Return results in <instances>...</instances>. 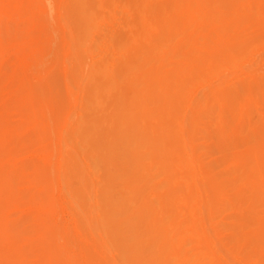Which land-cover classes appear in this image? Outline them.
Listing matches in <instances>:
<instances>
[{
  "label": "rangeland",
  "instance_id": "obj_1",
  "mask_svg": "<svg viewBox=\"0 0 264 264\" xmlns=\"http://www.w3.org/2000/svg\"><path fill=\"white\" fill-rule=\"evenodd\" d=\"M204 42L226 50L205 55ZM120 122L135 138V169L120 171L119 151L105 149ZM157 138L164 159L152 167L143 144L152 152ZM189 154L192 197L177 214L185 231L192 215L180 242L192 244V264H264V0H0V264H125L112 204L126 197L146 227L167 220L159 203L172 202L173 167ZM165 167L170 184L155 191Z\"/></svg>",
  "mask_w": 264,
  "mask_h": 264
},
{
  "label": "bare ground",
  "instance_id": "obj_2",
  "mask_svg": "<svg viewBox=\"0 0 264 264\" xmlns=\"http://www.w3.org/2000/svg\"><path fill=\"white\" fill-rule=\"evenodd\" d=\"M189 1H192V0H189ZM82 5H83V2H82ZM79 7V6H78ZM84 8L86 9L84 12H85V14H83V16H84V18H86V19H84V18H82V19H84L85 20V22H86V20H88L89 18V15H88V8L86 7V5H84ZM76 10V12L78 11L77 9H75ZM80 10V9H79ZM175 10V9H174ZM173 10V12H175ZM83 12V11H82ZM79 14H80V11H79ZM175 14H176V12H175ZM81 15V14H80ZM173 15H174V13H173ZM172 15V16H173ZM175 16V15H174ZM77 17V16H76ZM172 18V17H171ZM173 18H176V17H173ZM172 18V19H173ZM78 19V18H77ZM79 19H80V17H79ZM78 19V20H79ZM82 19H80V21L82 20ZM83 20V21H84ZM90 20V19H89ZM169 20H171V19H168V21ZM174 20V19H173ZM82 21V22H83ZM175 21V20H174ZM82 22H81V24H79L80 26L79 27H81L82 26ZM88 22V21H87ZM90 22H94L95 23V21H90ZM89 22V23H90ZM84 23V22H83ZM93 23V24H94ZM168 23V22H167ZM175 23H177V22H173V24H171V23H169V24H171L172 26L174 25L175 26ZM220 23V22H219ZM88 24V23H87ZM90 24H92V23H90ZM178 24V23H177ZM221 24V23H220ZM224 24V28H225V26L226 27H228V26H230L231 25V22H227V21H224L221 25H223ZM95 25V24H94ZM93 25V26H94ZM83 26H87V25H83ZM173 26V27H174ZM212 26H214V25H212ZM216 24H215V28H213L212 27V29H217L218 28V26H217V28H216ZM90 27H92L91 25H90ZM168 27H171L170 25L168 26ZM221 27H223V26H221ZM83 28V27H82ZM87 28L89 29V27L87 26ZM176 28V27H175ZM220 28V27H219ZM218 28V29H219ZM79 29V28H78ZM84 29L85 28H83V32H84ZM218 29L216 30V31H213V35H214V32H216L217 33V31H218ZM225 29H227L226 31H228V28H225ZM81 30V29H80ZM87 30V29H86ZM90 30V29H89ZM89 30H87V32L89 31ZM92 30V29H91ZM95 30V29H94ZM93 30V31H94ZM173 30V29H172ZM171 30V31H172ZM79 31V30H78ZM166 31V30H165ZM169 31V30H168ZM170 31V32H171ZM174 31H176L175 29L173 30V32ZM224 31V30H223ZM222 31V28L220 29V32L222 33L223 32ZM225 31V32H226ZM79 32H81V31H79ZM82 32V33H83ZM219 32V33H220ZM229 32V31H228ZM85 33V32H84ZM94 33V32H93ZM92 33V34H93ZM79 35H81L80 33H78ZM89 34H91L90 33V31H89ZM166 34H167V32H166ZM78 35V36H79ZM84 35V34H83ZM82 35V36H83ZM86 35V34H85ZM88 35V34H87ZM222 35H224V34H222ZM242 35L243 34H241V35H239L238 36V39H237V44L238 43H240V39H241V37H242ZM92 37H93V35H91ZM218 36V35H217ZM216 36V37H217ZM87 37V36H86ZM215 37V36H214ZM216 37H215V40H218V39H216ZM218 37H220V35L218 36ZM80 39H81V37H79ZM88 38H89V36H88ZM224 38H227V36L225 37L224 36ZM223 38V36H221L220 37V40H223L224 39ZM79 39V40H80ZM212 39H214L213 37H212ZM211 39V45H212V42H214V40H212ZM88 40H91V39H88ZM87 40V41H88ZM220 40H218V42L220 41ZM225 40V39H224ZM86 41V40H85ZM82 42V41H81ZM80 42V45H84V44H82ZM217 42V41H216ZM222 42V41H221ZM225 42V41H224ZM224 42H222V45L223 44H225ZM228 42V41H227ZM85 43V42H84ZM88 44L90 43V42H87ZM168 43H171V42H168ZM175 43V42H174ZM201 42H198L196 45V52H198V49H200V47H198L199 45L198 44H200ZM176 44V43H175ZM204 44H205V46H206V49L207 50H205L207 53L205 54V55H207V54H210L211 53V51H213V50H216V49H214V48H218V50H219V46H218V43H217V45L215 44V46L216 47H214V46H210V44H206L205 42H204ZM219 44H221V43H219ZM227 44V43H226ZM170 45V44H169ZM169 45H168V47H169ZM201 45V44H200ZM214 45V44H213ZM84 46H86V45H84ZM174 46V45H173ZM172 45H170V48L171 49H173L172 47H173ZM202 46V45H201ZM80 47V46H79ZM198 47V48H197ZM224 47V46H223ZM225 47H226V45H225ZM224 47V48H225ZM174 48H175V46H174ZM222 48V47H221ZM220 48V49H221ZM223 48V49H224ZM169 49V48H168ZM167 49V50H168ZM202 49V48H201ZM223 49H221V50H219V51H222ZM224 50H226V49H224ZM223 50V51H224ZM168 51H170V49L168 50ZM218 51V52H219ZM171 52V51H170ZM169 52V53H170ZM173 52V51H172ZM193 52V51H192ZM195 51H194V53H196ZM199 52H200V50H199ZM199 52H198V54H199ZM182 53H183V51H182ZM187 53H189V51L187 52ZM193 53V54H194ZM201 53V52H200ZM216 53V51L214 52V54ZM219 53H222V52H219ZM219 53H217V54H219ZM224 53V52H223ZM180 54V53H179ZM178 54V55H179ZM198 54H197V56H198ZM213 54V53H212ZM163 55H164V53H163ZM183 55H185V54H182V57L183 58H185ZM188 55V57L190 56L189 54H187ZM202 55H203V53H202ZM201 55V56H202ZM204 55V56H205ZM221 55V54H220ZM186 56V55H185ZM200 56V55H199ZM215 56V55H214ZM217 56H219V55H217ZM164 57V56H163ZM179 57V56H178ZM203 57V56H202ZM170 58L171 57H169V62H170ZM172 60V59H171ZM175 59H173V61H174ZM179 60V59H178ZM185 60V59H184ZM180 61H181V59H180ZM182 61H183V59H182ZM143 62V61H142ZM176 62L177 61H175L174 62V64L175 65H177L176 64ZM185 62V61H184ZM171 63H173V62H171ZM180 63V62H179ZM182 64V63H181ZM184 64V63H183ZM185 64H187V63H185ZM189 64V63H188ZM187 64V65H188ZM168 65V64H167ZM175 65H174V68L175 69H178V68H176L175 67ZM160 66H163V65H160ZM171 66V65H170ZM180 66V65H179ZM84 67H85V65H84ZM169 67V66H168ZM167 66H166V68H168ZM190 67V66H189ZM192 67V66H191ZM87 68V67H86ZM157 68H159V67H157ZM164 68H165V66H164ZM180 68H181V66H180ZM188 68V67H187ZM91 69V71H92V68H89V70ZM184 69V68H183ZM182 69V71H185V70H183ZM206 69V68H205ZM138 70V69H137ZM140 70V69H139ZM138 70V71H139ZM157 71H158V69H156ZM162 70V69H161ZM164 71H166V69H163ZM171 70V69H170ZM180 70V69H179ZM189 70V69H188ZM83 71H84V68H83ZM137 71V72H138ZM187 71V70H186ZM168 73H170V71H167ZM166 72V73H167ZM176 72H177V70H176ZM175 72V73H176ZM188 72V71H187ZM195 72V71H194ZM89 73H90V71H89ZM157 73V72H156ZM159 73H161V72H159ZM164 73V72H163ZM168 73H167V75H168ZM181 73V72H180ZM184 73V72H183ZM193 73V72H192ZM158 74V73H157ZM86 75V74H85ZM89 74H87L86 76H88ZM178 75H179V71H178ZM186 75V74H185ZM83 76V75H82ZM157 76V75H156ZM155 75H154V77H156ZM159 76V75H158ZM166 76V75H165ZM187 76H189V75H187ZM85 77V76H84ZM164 77V76H163ZM168 77V76H167ZM183 77V76H182ZM159 78V77H158ZM157 78V79H158ZM164 78H166V77H164ZM184 78H187V77H183V79ZM156 79V80H157ZM169 79V78H168ZM172 79L173 80H175L173 77H172ZM155 80V81H156ZM160 80H161V78H160ZM162 81L163 80H161V83H162ZM166 81H168V82H170L169 80H166ZM187 81V80H186ZM157 82H159V80L157 81ZM171 83H172V81H171ZM154 84V83H153ZM172 84H174V83H172ZM161 85H163V83L161 84ZM166 85H168V84H166ZM170 85V84H169ZM168 85V86H169ZM177 85H179L178 84V82H177ZM151 85H149L148 87H150ZM183 86V85H182ZM158 87V86H157ZM172 86H170V88H171ZM181 87V86H180ZM105 88H107V87H103L102 88V90H101V92L103 91V90H105ZM139 88H141V86L139 87ZM146 89V88H145ZM141 90V89H140ZM139 90V91H140ZM144 90V89H143ZM163 90V89H162ZM142 91V90H141ZM145 91V90H144ZM143 92V91H142ZM139 93V92H138ZM169 95V94H168ZM171 95V94H170ZM146 96V95H145ZM163 96H164V94H163ZM172 96V95H171ZM140 97V96H139ZM157 97H161V95H158ZM164 97H166V94H165V96ZM147 99H148V97H146ZM167 98V97H166ZM166 98H165V100H166ZM172 98H174V97H172ZM178 98V97H177ZM156 99V98H155ZM141 100V99H140ZM178 99H176L175 101H177ZM149 101V100H148ZM162 101H164V99L162 100ZM162 101H160L159 103H162ZM174 101V100H173ZM138 102V101H137ZM158 102V101H157ZM168 102V101H167ZM149 102H147V103H145V104H148ZM164 103H166V101L164 102ZM164 103H162V104H164ZM169 103V102H168ZM171 103H172V101H171ZM174 103V102H173ZM172 103V104H173ZM214 105H215V103L211 106L212 107V109L214 108ZM163 106V105H162ZM165 106H169V108L171 107V104L170 105H168V104H166ZM164 108V107H163ZM168 108V107H167ZM125 109V108H124ZM127 109V108H126ZM125 109V110H126ZM209 109V108H208ZM117 110V109H116ZM118 112V111H117ZM117 112L115 113V114H117ZM119 113V112H118ZM159 113V112H158ZM159 115H161V113L159 114ZM158 115V116H159ZM155 116V115H154ZM157 116V115H156ZM185 116V115H184ZM180 117V116H179ZM182 117V116H181ZM187 117V116H186ZM185 118V117H184ZM191 118V117H190ZM189 118V119H190ZM185 119H187V118H185ZM178 120H179V118H178ZM191 120V119H190ZM190 120H189V122H185V123H187V125H190V124H188V123H190ZM184 121V120H183ZM186 121H188V119L186 120ZM203 118H201V119H197L196 120V122H195V124L196 125H202V123H203ZM176 123V122H175ZM181 123H183V122H181ZM184 123V124H185ZM177 124V123H176ZM172 125H174V122H173V124ZM186 125V124H185ZM170 126V125H169ZM175 126V128H176V126L177 125H174ZM173 126V127H174ZM172 127V126H171ZM177 127H179V126H177ZM188 127V126H187ZM168 128V127H167ZM185 128V127H184ZM115 129V131H113L112 132V135L114 134V136H111V137H114L115 139L114 140H110L109 142H108V144H107V147L105 148V149H107L111 154H113V153H115V152H117V150L119 151L118 153L120 154V157H118V158H122V161H121V163H119V168L118 169H120V171H122V168L123 167H125L126 166V168L128 169V170H131V168L133 167V164H134V169H135V165L136 164H138L139 162H141V161H138V156H137V153L136 152H138V148H136L134 145H133V143H134V135H132L131 134V132H130V130L127 128V125L125 124V123H123V122H120L119 124H118V126L117 127H115L114 128ZM137 130H138V128H137ZM155 130V129H154ZM164 130V129H163ZM170 130V129H169ZM175 130V129H174ZM184 130H186V128L184 129ZM192 130V129H191ZM133 131V130H132ZM157 131V130H156ZM176 131V130H175ZM174 131V132H175ZM179 131V130H178ZM115 132V133H114ZM157 132H159V130L157 131ZM157 132H156V134H157ZM186 132V131H185ZM184 132V133H185ZM139 133V132H138ZM153 134H154V132H152ZM151 133V134H152ZM164 133V132H163ZM162 133V134H163ZM179 133V132H178ZM187 133V132H186ZM190 133V132H189ZM134 134V133H133ZM145 134H146V132H145ZM147 134H148V132H147ZM150 134V135H151ZM161 134V133H160ZM161 134V135H162ZM115 135H116V137H115ZM137 135V134H136ZM139 135V134H138ZM155 135V134H154ZM164 135H165V133H164ZM141 136V135H140ZM142 136H146V135H142ZM141 136V137H142ZM147 136H149V135H147ZM157 136H158V134H157ZM75 137V136H74ZM80 137V136H79ZM128 137V138H127ZM151 137H153V135H151L149 138L151 139ZM165 137V136H164ZM139 138V137H138ZM145 137H143V139H144ZM162 138V137H161ZM76 139V138H75ZM80 139V138H79ZM83 139V138H82ZM122 139H124V140H126L127 141V143H124L125 145L124 146H121L122 145V142H121V140ZM142 139V138H141ZM154 139V138H153ZM153 139L151 140V141H153ZM81 140V139H80ZM80 140H78V141H80ZM84 140V139H83ZM83 140H81L82 142H83ZM156 140V139H155ZM158 138H157V140H156V143H155V146L153 145V150L154 151H152V152H148L147 150H145V148L148 146H144V144H143V147H145L144 148V150H143V152H144V154H149L148 156H151V159H152V167L155 165V163L158 161L159 162V159H161V158H163V156H162V153H161V150H162V146L160 145L159 146V142H158ZM77 141V142H78ZM80 141V142H81ZM145 141V140H144ZM160 141V140H159ZM162 141V140H161ZM139 142V141H138ZM163 142V141H162ZM178 142V141H177ZM144 143V142H143ZM136 144V143H135ZM140 144H141V142H140ZM153 144H154V141H153ZM161 144V143H160ZM175 145H176V143H174ZM139 145V144H138ZM170 145V144H169ZM180 145V144H179ZM168 146V145H167ZM122 147H125V150L123 151V152H121L120 150L121 149H119V148H122ZM168 147H170V146H168ZM167 147V148H168ZM180 147H183V146H176L175 148L174 147H170V150H172V152L171 153H173V151L174 150H176V149H178V148ZM184 147H185V145H184ZM148 148V147H147ZM146 148V149H147ZM150 149H152V146L151 147H149ZM167 148H165V150H168L169 151V149H167ZM141 149V148H140ZM164 149V148H163ZM185 149V148H184ZM107 150H105V151H107ZM180 150V149H179ZM179 150H178V152H179ZM99 151V150H98ZM98 151H97V153H98ZM143 152H142V154H143ZM170 152V151H169ZM176 152V151H175ZM174 152V153H175ZM117 153V154H118ZM151 153V154H150ZM101 155H102V152L100 153ZM110 154V155H111ZM169 154V153H168ZM104 155V154H103ZM164 155V154H163ZM167 155V154H166ZM98 156V155H97ZM106 156H107V154H106ZM118 156V155H117ZM141 156V155H140ZM115 157V156H114ZM138 157V158H137ZM145 157V156H144ZM104 159H106L105 158V156L103 157ZM112 158H113V156H112ZM111 158V159H112ZM148 158V157H147ZM168 158V157H167ZM150 158H148V160H149ZM164 159V158H163ZM114 160V159H113ZM140 160V159H139ZM147 160V159H146ZM96 161H97V159H96ZM98 161H100V160H98ZM103 161V159L101 160V162ZM108 161V160H107ZM114 161H116V160H114ZM118 161V160H117ZM129 161H130V163H129ZM113 162V161H112ZM164 162V161H163ZM82 164V162H79V164ZM98 163V162H97ZM106 163V162H105ZM104 163V164H105ZM118 163V162H117ZM117 163H115L116 165H117ZM129 163V164H128ZM144 162L142 161V164H143ZM75 164V163H74ZM91 164V163H90ZM94 164V163H93ZM103 164V166H105ZM158 164H160V163H158ZM165 164V163H164ZM171 164H172V162H171ZM99 165H102V164H100L99 163ZM139 165H141V164H139ZM173 166H174V163L172 164ZM76 166V165H75ZM80 166V165H79ZM86 166H87V163H86ZM108 166V165H107ZM106 166V167H107ZM113 166H114V164H113ZM170 166V165H169ZM172 166V167H173ZM82 167V166H81ZM84 167V166H83ZM101 167V166H100ZM106 167H104V170H103V168L101 169L102 170V173L104 174V173H108V172H110V170L108 171V169L106 168ZM115 167V166H114ZM113 167V168H114ZM142 167V166H141ZM151 166H149L148 168H150ZM159 166H156V167H154V168H158ZM163 167V166H162ZM79 168V167H78ZM105 168H106V170L108 171V172H105L106 170H105ZM110 168V167H109ZM140 168V167H139ZM147 168V167H146ZM146 168L144 169V170H146ZM88 169V168H87ZM125 169V168H124ZM127 169H125V170H127ZM152 169V168H151ZM81 170V169H80ZM83 170H84V168H83ZM117 169H115V170H113L114 172H115V174H116V172L117 171H119V170H117ZM164 170H166V172L164 171ZM163 170V172L158 176V180H157V183L159 182V185H158V187H156L155 188V186H153V189L152 190H155V191H157V189H158V192L160 191V190H162L163 188H165L166 186H168L170 183H172V184H170L171 186L173 185L174 187H175V190H176V193H175V197L173 198V200H172V202H170L169 203V205H167L166 207H164V203H159V206H160V210L163 212V213H165V212H167V211H169L170 213H171V215H169L168 216V219L167 220H164L163 219V217L162 218H160L159 219V217H156V216H154L155 218H153L152 220L150 219V221H148L146 224H147V227H148V229H143V226H144V222L143 223H136L134 220H133V217H134V213H128V211H127V209H124V202L125 201H123V200H126V197H124V198H122V200H117L116 201V203L115 204H112L113 205V207H111V209L113 208V210L112 211H109V213H110V215H115L114 216V218L113 219H116V218H120V220L117 222V224H115V226H114V232H115V235H114V237L116 238V240L119 242V244H120V249H119V252H118V255L122 258V259H124V257L128 254V248H131V251H130V253H132V257H131V259L130 260H128V261H126L125 262V264H192V244L191 245H189V247L188 248H186V246H184V245H182L180 242L183 240V239H190L191 237H192V235H191V233H192V227H191V222H192V215L190 214L189 215V218L187 219V227H188V231H187V229H186V231L185 230H182L181 229V226L184 224V219L182 218V215H180V214H177V212L179 211V208L181 207V204L183 203V204H186L187 203V201L189 200V199H191V197H192V195H191V193H192V190H191V187H192V155H190L189 154V156H188V160H182V161H179L178 163H176L175 164V167H173V170H175V172L176 171H181L182 172V175L178 178V179H171L170 180V183H169V178L167 177V176H169L168 174L166 175V173L168 172L167 170H169V167H168V169L165 167V169ZM170 170H172V169H170ZM124 171V170H123ZM141 171V170H140ZM147 171V170H146ZM148 171H150V170H148ZM162 171V170H161ZM75 172V171H74ZM113 172V173H114ZM128 172V171H127ZM130 172V171H129ZM135 172V171H134ZM133 172V170H132V173L131 174H133L134 173ZM139 172V171H138ZM137 172V173H138ZM151 172H153L152 170H151ZM159 172H160V170H159ZM86 173V172H85ZM100 173V172H99ZM102 173H100L101 175H102ZM111 173V172H110ZM118 173V172H117ZM136 173V172H135ZM140 173V172H139ZM146 172H144V173H140V174H145ZM149 173V172H148ZM148 173H146V174H148ZM88 174H89V172H88ZM106 174H104V176H107ZM126 174V173H125ZM130 174V175H131ZM76 175V174H75ZM119 175V174H118ZM152 175H154V174H152ZM77 176V175H76ZM80 176V175H79ZM90 176V175H89ZM115 176V175H114ZM120 176V175H119ZM122 176H124L123 174H122ZM126 176V175H125ZM128 176H129V173H128ZM127 176V177H128ZM149 175H147V177H148ZM81 177V176H80ZM93 177V176H92ZM102 177H103V175H102ZM107 177H109V176H107ZM110 177H111V175H110ZM113 177V176H112ZM126 177V178H127ZM133 177V176H132ZM138 177V176H137ZM143 177V176H142ZM150 177H152L151 176V174H150ZM104 178H106V177H104ZM116 178V179H115ZM114 179L115 180H117V181H119L118 179H117V177H115ZM130 178H131V176H130ZM153 178V177H152ZM82 179H84V178H82ZM107 179H109V178H107ZM134 179H136L137 180V178H134ZM141 179V178H140ZM139 179V180H140ZM143 179V178H142ZM85 180V179H84ZM104 181H106L105 179H103ZM125 180V179H124ZM124 180H123V182H124ZM130 180H132V179H130ZM138 180V181H139ZM155 180V179H154ZM135 181V180H134ZM141 181V180H140ZM108 182V181H107ZM115 182V181H114ZM129 182V181H128ZM136 182V181H135ZM156 182V181H155ZM106 183V182H105ZM110 183V182H109ZM119 183V182H118ZM130 183V182H129ZM129 183H127L128 185H129ZM154 183V182H153ZM84 184V186L83 187H86L85 186V183H83ZM126 184V190H127V188H130L131 186H132V183L129 185V187H128V185ZM138 184V183H137ZM154 184H156V183H154ZM153 184V185H154ZM90 185H92V184H90ZM90 185H88V186H90ZM133 185H134V183H133ZM136 185V184H135ZM139 185V184H138ZM93 187H94V185H92ZM91 186V187H92ZM91 187H89L90 189H91ZM96 187V186H95ZM77 188H79V186L77 187ZM77 188H76V191H77ZM152 188V187H151ZM155 188V189H154ZM80 189V188H79ZM78 189V190H79ZM86 189V191H88L87 190V188H85ZM97 189V188H96ZM83 190V189H82ZM132 190V189H131ZM150 190V189H149ZM77 192H79V191H77ZM81 192V191H80ZM79 192V193H80ZM128 192V191H127ZM83 193V192H82ZM82 193H80V194H78L79 196L82 194ZM100 193H103L102 192V190L99 192V194ZM129 193H131V192H129ZM152 193H156V192H154V191H152ZM89 194H91V192H89ZM95 194V193H94ZM84 195H87L86 193L84 194ZM104 195H105V193H103V195H101L100 197H104ZM263 195V194H262ZM83 196V195H82ZM110 196V195H109ZM86 197H89L88 195L86 196ZM261 197V196H260ZM263 197V196H262ZM110 198V197H109ZM108 198V199H109ZM101 199V198H100ZM259 199V198H258ZM261 199V198H260ZM91 200V199H90ZM106 200V199H105ZM103 198L101 199V201H105ZM107 201V200H106ZM109 202H110V199L108 200ZM108 203V202H107ZM104 204H105V202H104ZM109 204V203H108ZM96 205H97V202H96ZM110 205V204H109ZM111 205V206H112ZM106 206V205H105ZM108 206V205H107ZM157 208H158V206H156ZM90 208H91V210H92V207L90 206ZM108 209V208H107ZM95 210V209H94ZM85 212V211H84ZM108 213V212H107ZM106 213V214H107ZM108 213V214H109ZM152 213V212H151ZM150 213V214H151ZM105 214V215H106ZM153 214V213H152ZM155 214V213H154ZM155 215H157V214H155ZM159 215V214H158ZM86 216V215H85ZM106 216H108V215H106ZM105 217V216H104ZM109 218V217H108ZM101 219V218H100ZM105 221H101V230H100V232L102 233V234H107L108 232H109V230H110V228L107 226V223L109 224V223H111V219H107V218H103ZM97 222H98V220H97ZM113 223V222H112ZM97 225V224H96ZM141 225H142V227H141ZM104 227V228H103ZM107 227V228H106ZM141 227V229L142 230H140L139 228ZM144 227H146V225L144 226ZM146 227V228H147ZM185 231V232H184ZM185 235V236H184ZM191 235V236H190ZM119 240H118V239Z\"/></svg>",
  "mask_w": 264,
  "mask_h": 264
}]
</instances>
